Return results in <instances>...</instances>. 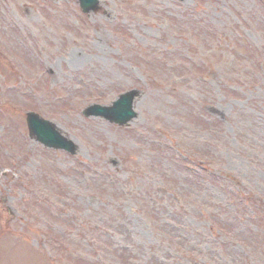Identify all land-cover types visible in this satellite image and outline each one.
Returning <instances> with one entry per match:
<instances>
[{"label":"rangeland","instance_id":"obj_1","mask_svg":"<svg viewBox=\"0 0 264 264\" xmlns=\"http://www.w3.org/2000/svg\"><path fill=\"white\" fill-rule=\"evenodd\" d=\"M99 2L0 0V264H264V0Z\"/></svg>","mask_w":264,"mask_h":264},{"label":"water","instance_id":"obj_2","mask_svg":"<svg viewBox=\"0 0 264 264\" xmlns=\"http://www.w3.org/2000/svg\"><path fill=\"white\" fill-rule=\"evenodd\" d=\"M78 2L86 12L95 10L98 4L97 0H78ZM140 94L141 92L137 89L128 90L120 94L110 105L90 104L82 110V113L85 116H99L118 125H127L136 116L133 103ZM26 122L30 138L47 147L61 148L72 154L76 153V144L62 136L52 122L40 118L34 112H27Z\"/></svg>","mask_w":264,"mask_h":264}]
</instances>
